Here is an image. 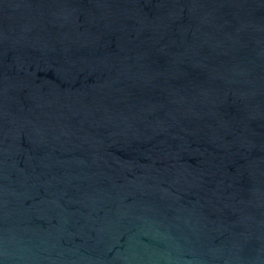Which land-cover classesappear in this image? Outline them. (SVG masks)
<instances>
[{"label": "water", "instance_id": "obj_1", "mask_svg": "<svg viewBox=\"0 0 264 264\" xmlns=\"http://www.w3.org/2000/svg\"><path fill=\"white\" fill-rule=\"evenodd\" d=\"M0 264H264V0H0Z\"/></svg>", "mask_w": 264, "mask_h": 264}]
</instances>
